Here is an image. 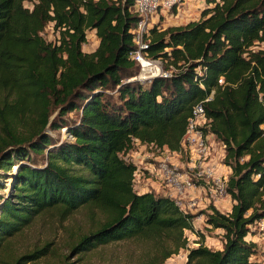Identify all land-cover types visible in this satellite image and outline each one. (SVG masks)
Segmentation results:
<instances>
[{"label": "trees", "instance_id": "obj_1", "mask_svg": "<svg viewBox=\"0 0 264 264\" xmlns=\"http://www.w3.org/2000/svg\"><path fill=\"white\" fill-rule=\"evenodd\" d=\"M132 2L0 0V172L16 166L10 192L0 194V253L43 211L83 206L100 217L70 245L75 255L138 238L151 244L147 264L180 249L186 264H257L251 227L264 219V0H205L196 19L153 24L147 54L169 74L144 79L128 57ZM47 24L55 41L40 35ZM87 31L97 38L90 52L81 50ZM206 97L204 133L222 144L230 169L229 210L210 204L204 212V223L222 231L219 250L203 244L193 216L170 197L135 193V165L124 158L135 142L177 150L193 103ZM184 231L198 236L195 247ZM47 245L7 264L33 263Z\"/></svg>", "mask_w": 264, "mask_h": 264}, {"label": "rangeland", "instance_id": "obj_2", "mask_svg": "<svg viewBox=\"0 0 264 264\" xmlns=\"http://www.w3.org/2000/svg\"><path fill=\"white\" fill-rule=\"evenodd\" d=\"M179 3L178 9L173 8L167 14L159 16L155 24L162 28L196 19L199 11L206 5L205 0H180ZM40 35L45 41L52 42L56 39L50 24L43 27ZM96 44L97 38L93 32L87 31L86 41L82 44L81 50L90 52ZM4 94V91H0V98ZM261 127L264 132V123ZM59 135L63 138H69V135L63 129H60ZM2 137L3 134L0 129V140ZM164 155L153 147L135 142L132 148L124 154V158L135 164L138 171L141 172V184L145 183L152 192H166L167 187H165L164 182L157 174V168L159 169L158 160ZM178 159H185V155H178ZM167 165L171 167L169 163ZM15 171L16 166L10 165L9 169L0 172V194L3 196L10 192V177ZM145 177L149 179L145 180ZM187 192L186 194L193 200L199 195L202 204L189 205L190 199L184 196L180 199L183 203L181 209L193 216L192 224L195 229L203 234V244L211 250L221 249L223 243L222 231L220 229H212L204 223V212L209 202H206L203 197L208 192H201V195ZM228 206L227 201L224 204L222 202L218 203V208L223 212ZM200 213H202V216L198 217ZM99 217L98 211H91L83 206L64 215L58 209L45 210L33 218L32 222L21 232L12 237L6 251L0 253V264H7L16 255L44 244H48L47 253L29 264H147V258L152 251L151 244L138 238L99 244L81 254L75 255V253L70 252V245L80 235L94 229L99 222ZM255 226L251 227L254 233L251 238L256 240L257 251L251 259L256 260L257 264H264L262 253L264 250V232H260ZM184 234L187 238L188 247H195L198 244V236L189 231H184ZM162 264H186V250L180 249L177 253L170 255ZM190 264L194 263L191 262Z\"/></svg>", "mask_w": 264, "mask_h": 264}, {"label": "built area", "instance_id": "obj_3", "mask_svg": "<svg viewBox=\"0 0 264 264\" xmlns=\"http://www.w3.org/2000/svg\"><path fill=\"white\" fill-rule=\"evenodd\" d=\"M179 2L180 0H133L129 10L137 16V20L130 31L133 48L128 52V57L138 64L136 79L149 78L155 75L167 76L169 74L161 69V61L158 58H152L147 54L148 29L157 22L159 16L167 14L173 8L178 9ZM139 76L142 78H138ZM207 99L208 97L193 103L177 150L169 151L165 147L159 148L149 145V147L165 154L158 160L157 174L167 187V191L159 193L170 197L182 212L185 211L181 209L183 203L180 199L184 196L190 199L186 194L187 191V193L192 192L200 195L201 192L207 191L208 194L202 196L206 202H209L207 206L211 204L215 207L217 200H227L228 202L225 187L230 169L222 163L223 146L214 135L204 133V130L208 128L209 120L205 117L202 102ZM214 149L220 155L222 153V156L219 155V159L215 162L212 160ZM180 154H184L185 159H187H178ZM218 167L221 170H218ZM141 175L135 166L132 174V189L138 194L151 191L145 183H140ZM258 176L259 174L255 175V177ZM144 179L149 178L145 177ZM188 204H202L200 196L198 195L194 200L191 198ZM200 216L202 213L198 215V217ZM255 225L260 232H264V219L259 220ZM262 253L264 256V250Z\"/></svg>", "mask_w": 264, "mask_h": 264}, {"label": "crops", "instance_id": "obj_4", "mask_svg": "<svg viewBox=\"0 0 264 264\" xmlns=\"http://www.w3.org/2000/svg\"><path fill=\"white\" fill-rule=\"evenodd\" d=\"M184 23V22H183ZM179 24H181V23H179ZM173 25H176V24H173ZM219 152L217 151V150H213V157H212V160L215 162V161H217L218 159H219ZM220 156H222V153H221V155ZM171 161V160H170ZM218 170H221V168H217ZM155 193H159V192H157V191H155ZM160 193H162V192H160ZM159 193V194H160ZM227 201V200H226ZM225 200H217V203L215 204V207L218 209V210H220L219 208H218V203H220V202H222L223 204L226 202ZM228 204H229V206H230V201H229V199H228ZM227 205V204H226ZM229 206H228V208L227 209H225L224 210V212H227L228 210H229ZM220 212H222V210H220ZM251 237H253V236H251ZM255 238V237H254ZM252 239V238H251ZM255 243H256V240H254V239H252Z\"/></svg>", "mask_w": 264, "mask_h": 264}, {"label": "bare ground", "instance_id": "obj_5", "mask_svg": "<svg viewBox=\"0 0 264 264\" xmlns=\"http://www.w3.org/2000/svg\"><path fill=\"white\" fill-rule=\"evenodd\" d=\"M138 78H142L141 76H139Z\"/></svg>", "mask_w": 264, "mask_h": 264}]
</instances>
